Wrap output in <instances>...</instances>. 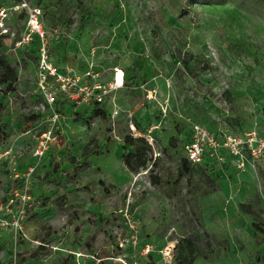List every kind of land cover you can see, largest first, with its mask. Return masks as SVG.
I'll return each instance as SVG.
<instances>
[{"label": "rangeland", "instance_id": "obj_1", "mask_svg": "<svg viewBox=\"0 0 264 264\" xmlns=\"http://www.w3.org/2000/svg\"><path fill=\"white\" fill-rule=\"evenodd\" d=\"M0 7L9 8L4 55L18 71L13 89L0 83V264H177L189 237L194 264H264V157L253 160L246 143L264 141V0ZM34 8L44 39L28 26ZM60 75L70 90L100 86L102 102L69 99ZM197 124L221 146L180 175ZM44 132L52 142L37 159ZM131 134L150 146L139 172L123 162Z\"/></svg>", "mask_w": 264, "mask_h": 264}, {"label": "built area", "instance_id": "obj_2", "mask_svg": "<svg viewBox=\"0 0 264 264\" xmlns=\"http://www.w3.org/2000/svg\"><path fill=\"white\" fill-rule=\"evenodd\" d=\"M25 6V4H23ZM9 8L8 7H0V34L3 36L4 34L8 33L7 28L5 27V19L9 15ZM13 10H17V7H13ZM41 13V10L38 8L30 9L29 10V21L28 26L30 27L31 32H35L39 34L43 39L45 38L44 32L42 31V28L39 24V15ZM30 36L28 37L29 40ZM47 56L44 53L43 55V64L42 68L49 70L50 73L54 74L55 69L47 62ZM89 74V73H88ZM45 75L42 74V76ZM61 79V80H60ZM58 80L61 81V90L63 94H66L67 97L72 98L73 100H81L84 103L91 104L93 102L100 103L102 102V94L95 93V90L100 89V86H95L92 88V90L89 89L88 86L85 85H78V83L75 86L74 90H70L67 84L65 83V80L60 75ZM63 80V81H62ZM79 80V79H77ZM115 81V80H114ZM46 98L49 104H51L54 101L53 94L51 92H46ZM53 122H56L59 120V114L54 110V114L52 116ZM193 139L191 142L186 144L185 151L187 154V159L192 164H199L202 159L204 158V155L206 154V151L208 148L213 150L214 152L221 146V143L214 137V135L210 134L205 128H203L200 125H194L193 127ZM51 132H44L35 147L33 151V156L37 159H40L44 153L48 150L51 142H52V136L50 135ZM241 142L234 139L232 136L227 137V142L225 145H229L231 148V151L240 156V160L238 162V168L244 169L245 168V160L247 159L246 155L242 152L241 148H239V144ZM247 146L249 148V152L251 155V158L253 160H258L264 157V141L261 139H257L255 137L250 138L247 142ZM1 158V156H0ZM223 160V158H220ZM122 212V210H121ZM123 216L126 218V221L130 223L131 228L133 230H136L135 225L133 224L132 219L128 215L127 211L123 213ZM136 233L130 235L128 238H123L119 240V246L123 247L129 242H135L136 241ZM150 251V246L144 248L143 252L147 254Z\"/></svg>", "mask_w": 264, "mask_h": 264}, {"label": "trees", "instance_id": "obj_3", "mask_svg": "<svg viewBox=\"0 0 264 264\" xmlns=\"http://www.w3.org/2000/svg\"><path fill=\"white\" fill-rule=\"evenodd\" d=\"M18 80V71L14 66L11 65L9 60L4 55V40L3 36L0 34V83L7 84L8 87L13 89L14 84ZM5 108L4 104L0 102V111ZM2 119L0 117V143L3 140L4 133H2ZM125 142L131 148L123 156V162L125 166L132 172H139L140 170L146 168L151 160L149 157V144L144 139V137H134L132 134L125 137ZM91 146H86L84 149L85 153L87 150H93L95 145L93 143ZM75 161V158H72ZM191 162L186 158L182 160V168L180 169V175L185 172H189L192 169ZM151 178L154 182H158L159 178L156 175L151 174ZM243 208L248 209L250 212L253 209L248 204H242ZM42 248V247H41ZM197 244L194 238H185L183 242H179L177 245L176 262L177 264H194L196 260Z\"/></svg>", "mask_w": 264, "mask_h": 264}, {"label": "bare ground", "instance_id": "obj_4", "mask_svg": "<svg viewBox=\"0 0 264 264\" xmlns=\"http://www.w3.org/2000/svg\"><path fill=\"white\" fill-rule=\"evenodd\" d=\"M115 83H116V81H115ZM117 85L116 86H122V79H121V77H118V82L116 83Z\"/></svg>", "mask_w": 264, "mask_h": 264}]
</instances>
